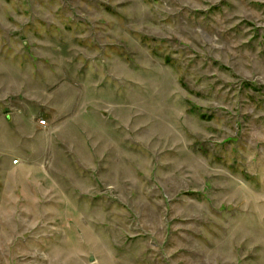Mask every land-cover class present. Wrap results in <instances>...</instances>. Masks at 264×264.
I'll list each match as a JSON object with an SVG mask.
<instances>
[{
  "label": "rangeland",
  "instance_id": "rangeland-1",
  "mask_svg": "<svg viewBox=\"0 0 264 264\" xmlns=\"http://www.w3.org/2000/svg\"><path fill=\"white\" fill-rule=\"evenodd\" d=\"M0 264H264V0H0Z\"/></svg>",
  "mask_w": 264,
  "mask_h": 264
},
{
  "label": "built area",
  "instance_id": "built-area-1",
  "mask_svg": "<svg viewBox=\"0 0 264 264\" xmlns=\"http://www.w3.org/2000/svg\"><path fill=\"white\" fill-rule=\"evenodd\" d=\"M40 124L42 125V126H46V121H40ZM18 162L17 161H15V164H17Z\"/></svg>",
  "mask_w": 264,
  "mask_h": 264
}]
</instances>
